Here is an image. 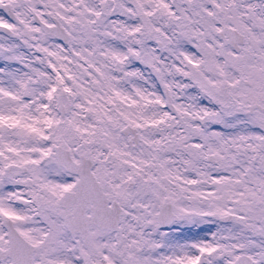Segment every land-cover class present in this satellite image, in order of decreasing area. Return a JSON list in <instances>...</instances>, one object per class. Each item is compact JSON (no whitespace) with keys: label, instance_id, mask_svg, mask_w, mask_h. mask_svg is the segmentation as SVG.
<instances>
[{"label":"snow or ice","instance_id":"1","mask_svg":"<svg viewBox=\"0 0 264 264\" xmlns=\"http://www.w3.org/2000/svg\"><path fill=\"white\" fill-rule=\"evenodd\" d=\"M0 264H264V0H0Z\"/></svg>","mask_w":264,"mask_h":264}]
</instances>
